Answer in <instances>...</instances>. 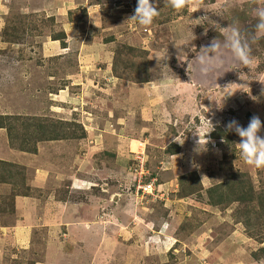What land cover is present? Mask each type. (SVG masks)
<instances>
[{
	"label": "rangeland",
	"instance_id": "obj_1",
	"mask_svg": "<svg viewBox=\"0 0 264 264\" xmlns=\"http://www.w3.org/2000/svg\"><path fill=\"white\" fill-rule=\"evenodd\" d=\"M152 3L159 14L150 26H141L128 21L137 0H0V114L73 120L86 132L84 137L40 142L38 153H30L9 146L8 131L0 128V156L26 168V182L35 183L30 201L40 212L54 199L81 207L74 217L80 223L70 230V237L85 247L78 264H87L94 245L103 243L93 253L99 254V264H262L252 253L264 243L249 238L239 220L244 206H209L205 191L203 197L171 195L179 191L181 176L193 173L204 188L232 173L246 174L256 189L264 188V168L239 158L241 138L235 132L227 139L213 134L233 119L247 127L249 115L264 122V85L258 81L264 80V35L255 28V10L264 8V0H201L198 11H177L164 0ZM230 25L249 45L250 69L221 49L222 68L202 78L193 59L214 39L223 45ZM62 29L67 48L52 38ZM127 45L139 49V55ZM117 49L124 53L115 73ZM125 63L135 67L126 69ZM146 76L149 81L134 80ZM79 128L77 135L82 134ZM193 131L202 138L198 152ZM259 135L264 137V129ZM170 145L179 152L169 155ZM8 146L15 153L3 149ZM139 175L144 182L154 181L152 192L136 190ZM76 177L95 182L76 189L71 184ZM11 194L10 184H0V257L3 251L8 264L34 263L45 255L39 238L56 240L61 225L34 226L31 248H20L12 231L21 225L20 215ZM123 208L129 212L123 215L125 226L115 229L117 237L109 235L115 231L106 226L109 214ZM164 210L168 233L185 242L179 243L180 252L156 244ZM87 214L89 219L83 216ZM65 222L71 224V219ZM100 224L102 235H96ZM144 224L153 228L150 243L143 242ZM7 263L0 258V264Z\"/></svg>",
	"mask_w": 264,
	"mask_h": 264
},
{
	"label": "trees",
	"instance_id": "obj_2",
	"mask_svg": "<svg viewBox=\"0 0 264 264\" xmlns=\"http://www.w3.org/2000/svg\"><path fill=\"white\" fill-rule=\"evenodd\" d=\"M137 6V5H136ZM53 40L60 41L62 48L69 46L67 33L64 29L52 33ZM112 41V39H110ZM130 52L139 55V49L134 46L127 45ZM124 53L123 50H116L114 62L112 65L113 71L118 72L120 63ZM120 61V63H119ZM126 69L135 67V64L125 63ZM135 81H149L148 76L136 78ZM250 118L252 115L248 116ZM81 127V126H80ZM0 128H5L8 131L10 146L21 151L38 153V143L43 141H57L61 139H73L84 137L86 132L83 128H79V124L75 121L65 119H54L52 117H44L38 115H20V114H0ZM79 130H82L81 135H77ZM263 129L261 130V132ZM218 136L217 135V133ZM215 137L228 138L229 132L223 127H217V131L213 132ZM177 145H170L166 151L169 155L177 154L179 147L173 149ZM26 168L23 165L0 158V184L11 185L14 199L18 195H29L31 190L28 182H26ZM205 191L209 206L225 207L228 204L238 202L244 208L240 210V221L245 227V232L249 238L257 240L260 244L264 243V188L256 189L252 180L246 174L226 175L224 180L213 184L210 187L204 188L201 178L197 173L186 174L181 176L179 191L172 193L171 197L177 196L185 198L197 194L203 197L201 192ZM3 207L4 211L9 207L10 203ZM184 224V223H183ZM182 224V225H183ZM262 253V256H260ZM254 260H264V247L261 246L257 252L252 253ZM17 264H23V262ZM30 264H35L30 263Z\"/></svg>",
	"mask_w": 264,
	"mask_h": 264
},
{
	"label": "crops",
	"instance_id": "obj_3",
	"mask_svg": "<svg viewBox=\"0 0 264 264\" xmlns=\"http://www.w3.org/2000/svg\"><path fill=\"white\" fill-rule=\"evenodd\" d=\"M57 141H61V140H57ZM48 142H54V141H48ZM10 146V145H9ZM5 147L3 149H6V151H9V154H13L15 153L14 150H12L11 148ZM43 148H41L40 150H42ZM39 150V151H40ZM15 155H19L18 153ZM37 155V154H34ZM38 156V155H37ZM45 157L50 158V153L45 154ZM0 158H3V155L0 156ZM45 160V159H44ZM43 160V161H44ZM82 162V159H81ZM47 169H50V167H47ZM39 172L40 169H37ZM40 174V173H39ZM78 174V173H77ZM42 176L41 178H44L45 175L41 174L38 175ZM38 177H35L38 178ZM78 177H76L75 180H73V182H71L72 185H74L73 187L76 189L81 188L80 185L82 183L84 184H91L92 182L95 181H90L88 179L79 181V179H77ZM39 182H43L42 179H37ZM86 182V183H85ZM28 185L30 187H35V183L34 181L32 183H28ZM84 186V185H82ZM168 186V185H167ZM88 188V187H86ZM32 198L29 195H18L15 198V210H17L19 216V221L21 222V225H17L16 224V229L12 230L14 233V243L15 241H17V244H19L18 246H20V248L22 249H30L33 243V239L34 238V230L32 231V229L34 228V226L40 224V223H52V224H57V225H61V232L59 233L58 231L56 233H54L55 235V239L56 240H49L47 239L45 236L44 237H38L40 240L43 241V244H45V255L41 258L38 259L37 261H35V264H78L77 263V259L80 257V255H84L85 253V247L83 248L84 245H82L80 242L76 243V238L75 237H70L73 232L70 231L72 229L71 225H73L74 223H80L79 221H77V218L74 217H78L79 216V212L81 210V207L79 205H67V202L62 203L61 199H54V203H50L49 205H46L45 210H43V212H40L39 207H34L32 205V201H30ZM29 200V201H28ZM91 206H89L90 209ZM92 211L94 212V214H96V209H94L93 205H92ZM89 214V213H88ZM87 215H83L85 216L87 219H89ZM129 214V212L127 210L123 209H118L116 211H114L113 213L109 214L108 221L106 222V226H109V230L112 229H119L121 226H125V222H123L122 220H125V217H123V215H127ZM26 215H29L28 217H26ZM163 215L166 216L165 218L160 220L159 223V228L160 230L163 229V231H165L162 234H159L158 231V235L156 236V239L152 238V241L156 242V244L159 245V247L162 248H168L169 250L174 248V253L176 250H179V248L181 249V245L179 243H185L184 241L182 242L181 239L177 238V235H173V234H169L168 231H170V227H169V217H167L168 214V210H164L163 211ZM24 217V219H23ZM71 219V224L65 222L62 223V221L64 219ZM75 219V220H73ZM83 219V218H82ZM27 221V222H26ZM121 221L122 224H118V222ZM99 222V221H98ZM97 222V224H98ZM29 223V224H28ZM154 223V221H153ZM96 224V223H95ZM96 224V225H97ZM151 224V223H150ZM66 226V232L63 230L64 227ZM148 224H144L143 227H145V231L141 232V235L144 237L143 238V242L145 243H150V231L149 230H153V228H151L150 225ZM156 225V224H155ZM68 227H69V231H68ZM102 224H100V227L98 226L99 230H97V234L96 235H102V231L103 229L101 228ZM28 228H30V230H28ZM102 229V231H101ZM178 230V227H176V231ZM32 231V233H31ZM175 231V233H176ZM62 234V235H61ZM84 235H86L84 233ZM109 235H112L114 237H117L119 235V231L115 230V231H111L109 232ZM63 236V238H62ZM2 237V236H1ZM5 237V236H4ZM13 237V236H12ZM13 237V238H14ZM70 240V242H69ZM142 240V239H141ZM156 240V241H155ZM177 241V243L175 242ZM175 242V243H174ZM103 244H100L98 246V244L94 245V249H98L100 246H103ZM175 245L178 246V249L175 247ZM184 245V244H183ZM84 249V250H83ZM94 249L90 252V254H88L87 256V264H99V259H98V253L95 252V256L93 257V253H94ZM201 250V249H200ZM114 251V249L111 247L108 249V254L112 253ZM1 262L6 260V263L8 261V257H5L6 255H3V251H1ZM180 252V250H179ZM203 253V252H201ZM206 254V253H204ZM203 254V255H204ZM202 256V254H201ZM136 257V259H142L144 258L143 255H135L134 258ZM131 262V260H128ZM130 262H127V260L124 261L125 264H130ZM8 264V263H7ZM185 264V263H183ZM190 264V263H189ZM197 264H201V262L197 261Z\"/></svg>",
	"mask_w": 264,
	"mask_h": 264
},
{
	"label": "clouds",
	"instance_id": "obj_4",
	"mask_svg": "<svg viewBox=\"0 0 264 264\" xmlns=\"http://www.w3.org/2000/svg\"><path fill=\"white\" fill-rule=\"evenodd\" d=\"M166 7H171L174 10H181L187 7L189 10H200L199 4L201 0H164ZM159 14V10L152 3V0H137V6L134 9V14L128 18V21H133L141 26H150L154 18ZM257 18L256 34L264 35V8H257L255 10ZM230 29L225 37L223 45L214 39L208 46L201 49V54L196 56L193 60L196 62V71L202 78H207L212 73L220 70L224 64L225 57L221 49H227L232 58L239 64L244 65L250 69L252 58L250 56V48L245 38L242 37L238 28L233 25L227 27ZM207 33L205 32V35ZM220 53L219 56L217 54ZM159 58V57H157ZM178 60L182 63L185 61L181 56ZM193 70L192 65L187 62V71L190 73ZM243 73H241V76ZM264 85V80H258ZM261 94L264 95V87L261 88ZM228 132H235L241 139L237 143L240 152V157L247 165L256 168H264V137L259 133L264 129V122L260 117L254 115L250 118L247 127H243L235 119L229 121L225 125ZM197 152L200 151L202 144L201 134L198 131H193ZM207 139V138H206ZM208 143V140H207ZM264 264V262H262Z\"/></svg>",
	"mask_w": 264,
	"mask_h": 264
},
{
	"label": "built area",
	"instance_id": "obj_5",
	"mask_svg": "<svg viewBox=\"0 0 264 264\" xmlns=\"http://www.w3.org/2000/svg\"><path fill=\"white\" fill-rule=\"evenodd\" d=\"M141 170L143 171L144 170V168H143V165H141ZM142 175H139L138 176V183H137V188H136V190L138 189V191H142V192H144L145 193V191L147 192V193H149V192H152V190H153V185H154V181H151V182H149V181H146V182H144L143 181V179H142V177H141ZM137 178V177H136Z\"/></svg>",
	"mask_w": 264,
	"mask_h": 264
}]
</instances>
